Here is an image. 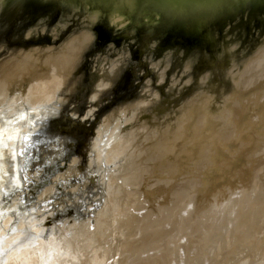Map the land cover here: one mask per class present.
Returning a JSON list of instances; mask_svg holds the SVG:
<instances>
[{
	"label": "water",
	"instance_id": "1",
	"mask_svg": "<svg viewBox=\"0 0 264 264\" xmlns=\"http://www.w3.org/2000/svg\"><path fill=\"white\" fill-rule=\"evenodd\" d=\"M0 264H264V0H0Z\"/></svg>",
	"mask_w": 264,
	"mask_h": 264
},
{
	"label": "flooded vegetation",
	"instance_id": "2",
	"mask_svg": "<svg viewBox=\"0 0 264 264\" xmlns=\"http://www.w3.org/2000/svg\"><path fill=\"white\" fill-rule=\"evenodd\" d=\"M71 145V144H70Z\"/></svg>",
	"mask_w": 264,
	"mask_h": 264
}]
</instances>
